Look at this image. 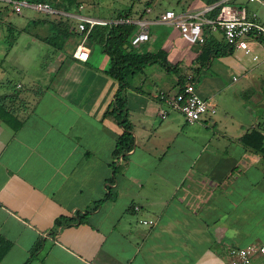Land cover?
Returning <instances> with one entry per match:
<instances>
[{"label":"crops","instance_id":"obj_1","mask_svg":"<svg viewBox=\"0 0 264 264\" xmlns=\"http://www.w3.org/2000/svg\"><path fill=\"white\" fill-rule=\"evenodd\" d=\"M232 3L254 11L264 26L257 4ZM147 6L142 17L150 20L148 39L138 46L161 47L178 67L182 59L171 53L189 54L186 69H178L183 83L197 66L200 43L157 21V13L167 8ZM8 8L0 4V12ZM13 13L20 16L7 19V34L0 31V54L23 72L27 84L16 81L12 91L0 93L21 119L16 130L0 120V236L10 243L0 264H22L34 244L38 248L26 264H228L229 247L264 240V153L240 139L252 129L264 135V97L253 91L264 83L249 81L247 69L237 63L241 74L227 83L214 76L196 86L193 81L214 112L191 122L173 110L160 118L157 91L173 92L179 84L156 63L145 65L124 89L133 144L124 157H115L121 127L102 116L117 87L102 72L106 56L88 46L85 60L72 56L80 38L76 18L66 22L72 32L58 48V20L64 22L58 14ZM209 31L220 38L218 29ZM50 35L53 45L44 39ZM263 40L249 39L248 46ZM35 62L47 77L28 73ZM4 73L0 70V86ZM239 76L243 81L237 83ZM39 79L43 85L35 92ZM112 166L113 197L81 220L54 225L56 217L82 212L106 192ZM249 264L264 259L255 252Z\"/></svg>","mask_w":264,"mask_h":264},{"label":"trees","instance_id":"obj_2","mask_svg":"<svg viewBox=\"0 0 264 264\" xmlns=\"http://www.w3.org/2000/svg\"><path fill=\"white\" fill-rule=\"evenodd\" d=\"M29 1H46L50 6L58 9L69 11L73 10L77 5L76 0H29ZM228 1V0H225ZM215 2V0H206L205 4L209 5ZM149 5V4H147ZM145 5L140 9L133 17H142ZM220 2L212 5L207 11V17H213L219 8ZM152 8V7H151ZM153 9V8H152ZM158 14V13H157ZM120 16H131L130 9L117 11L114 17ZM58 18H60L58 14ZM135 29L133 23L130 22H105V23H94L89 28L85 43L88 47H97L107 58V65L102 72L113 78L117 87L105 106L102 116H109L113 118L116 123L121 127L120 133L116 136L112 154L115 157H124L125 153L132 147L133 136L130 129V122L127 119V108L124 89L128 85L129 80L137 72L141 71L142 67L148 64L156 63L158 66L163 68L166 72L175 73L179 88L182 85V75L179 73L178 64L168 61L166 52L161 47H157L152 51L143 50L140 46H131L130 37ZM219 30V29H218ZM204 40L198 47V53L194 58L197 66L192 68V76L198 73L200 67H206L210 60L214 57L231 53L233 46L226 43L223 40L222 35L220 38H216L206 24L202 26ZM72 31L69 29V24L58 20V48L61 47V43L65 40L67 34ZM221 34V33H220ZM47 38L48 42H51L54 35H50ZM53 42V41H52ZM51 44L53 45V43ZM6 97L0 96V120L16 130L21 125V119L16 116V108L12 104L6 103ZM264 135L255 129L250 130L248 133L242 135L240 139L255 149L256 151L264 153ZM115 166H112V175L108 177L106 186V192L98 199L93 200L87 205L82 212L75 211L69 216H58L54 220V225H64L69 222L81 220L86 213L96 208L97 205L104 199L113 197V193L110 190L109 185L113 181V173ZM10 243L8 240L0 236V258L8 249ZM38 245L34 244L30 248L29 255L22 264H26L37 250Z\"/></svg>","mask_w":264,"mask_h":264},{"label":"built area","instance_id":"obj_3","mask_svg":"<svg viewBox=\"0 0 264 264\" xmlns=\"http://www.w3.org/2000/svg\"><path fill=\"white\" fill-rule=\"evenodd\" d=\"M12 11L18 12L22 6L34 10L59 14L65 17L76 18V30L80 33V38L72 50V56L85 60L88 55V47L85 43L86 34L94 23L105 22H130L135 29L130 37V45L137 46L148 39V25L150 20L144 17L120 16L110 19L97 18L93 16H80L73 12L58 10L49 5L46 1L29 0H0ZM254 2L264 7V0H246ZM219 8L213 17H207L206 13L212 5H204L195 10H184L176 12L170 8L164 9L156 16L157 21L167 23L177 28L181 37L190 43H202L204 40L202 26L206 24L210 29H219L223 40L234 48L241 49L244 53H249V39H258L264 37V26L258 21L254 11L247 10L244 4H236L220 0ZM216 4V3H215ZM214 5V4H213ZM81 7L80 4L77 5ZM150 8L146 6L145 12ZM252 59L256 55L251 56ZM194 78L191 73L187 74L181 87L173 92L163 90L157 91L156 95L161 107L158 110L160 118L166 116L169 110L179 112L184 120L191 122L198 120L206 112H214V107L206 100L201 98L194 90ZM137 209V206H133ZM142 224H151L152 219H139ZM259 252L264 259V240L258 244H247L239 247H229L226 251L228 264H249L253 253Z\"/></svg>","mask_w":264,"mask_h":264},{"label":"rangeland","instance_id":"obj_4","mask_svg":"<svg viewBox=\"0 0 264 264\" xmlns=\"http://www.w3.org/2000/svg\"><path fill=\"white\" fill-rule=\"evenodd\" d=\"M78 4L81 5L80 8L77 6L70 10L69 12H79L80 14H85L97 18H104L110 19L116 14L117 11L127 10L130 9V17H133L135 13H137L140 9H142L145 5L149 4L150 7L154 9L160 8H170L174 11H179L181 9L194 7L196 5L204 4L206 0H76ZM220 0H215V2ZM233 0H228L227 2H232ZM214 3V2H213ZM0 4L1 1H0ZM254 5L256 3H253ZM207 5V4H206ZM258 5V4H257ZM256 10L258 14H262L264 12V7L258 5L256 6ZM33 10V11H32ZM23 11H31L33 13H37L39 11H35L26 6L21 7V12ZM20 14V13H19ZM17 13H13L10 8L2 9L0 12V31L4 32L5 34L8 33L6 28L7 19L10 17H18L20 15ZM44 15V14H43ZM47 15V14H45ZM48 17L53 15H47ZM60 19L64 22L74 23V18L65 17L63 15H59ZM16 32L11 31V34L15 35ZM218 31H214L213 35L218 37ZM250 48L249 53H244L242 50L234 49L231 53H227L224 55H220L214 57L210 60L209 64L205 68H199L197 75H194V84H200L204 78L207 76H214L216 80L222 81L227 83L231 81L230 77L232 75L241 74L242 69L237 68V63L243 65L245 69H247L250 78L249 81L254 83L262 84L264 83V40L263 41H254V43L249 44ZM178 54V51H173L171 53V57L175 58V55H180V59L182 62L179 66V69L185 70L187 67V63H189V54ZM255 54L256 58L252 59L251 56ZM44 62L47 61L48 58L42 56ZM0 70H3L5 73L2 77V85L0 86V93L12 91L13 83L16 81H21L24 85L27 84V80H22L23 72L14 71L12 66L10 65V60L7 57H4L2 53L0 54ZM35 72L38 78L47 77L44 75L43 71H41L38 66L37 62L35 64H31L28 67V73L32 74ZM171 76H176L175 73L169 72ZM40 78V79H41ZM37 84L34 85L33 90L36 92L39 86L43 85V80H40ZM243 81V78L239 76L237 78V83ZM31 92V95H34L35 92ZM254 95L256 97H264V85L261 89H254ZM261 92V93H260Z\"/></svg>","mask_w":264,"mask_h":264},{"label":"water","instance_id":"obj_5","mask_svg":"<svg viewBox=\"0 0 264 264\" xmlns=\"http://www.w3.org/2000/svg\"><path fill=\"white\" fill-rule=\"evenodd\" d=\"M217 2H218V1H217ZM217 2H214V3L210 4V5H213V4L217 3Z\"/></svg>","mask_w":264,"mask_h":264}]
</instances>
